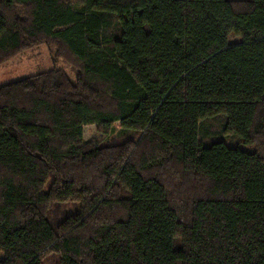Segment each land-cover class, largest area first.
Segmentation results:
<instances>
[{
	"label": "trees",
	"instance_id": "1",
	"mask_svg": "<svg viewBox=\"0 0 264 264\" xmlns=\"http://www.w3.org/2000/svg\"><path fill=\"white\" fill-rule=\"evenodd\" d=\"M40 44L75 74L0 85V264H264V0H0V64Z\"/></svg>",
	"mask_w": 264,
	"mask_h": 264
},
{
	"label": "rangeland",
	"instance_id": "2",
	"mask_svg": "<svg viewBox=\"0 0 264 264\" xmlns=\"http://www.w3.org/2000/svg\"><path fill=\"white\" fill-rule=\"evenodd\" d=\"M237 38L238 37L231 35L230 41L238 42ZM57 52H59V49L52 44H40L30 49L23 50L12 59L0 64V85L48 70L52 66L65 69L71 78H73L75 72L66 61L59 58L56 59V63H53ZM106 136L107 135L96 131L95 124H88L83 128V137L85 140L94 139L100 142L107 138ZM171 193L175 192L172 191ZM65 207L69 210L71 205L67 204ZM51 215H53L52 212ZM53 259V257H49L45 264H51Z\"/></svg>",
	"mask_w": 264,
	"mask_h": 264
}]
</instances>
